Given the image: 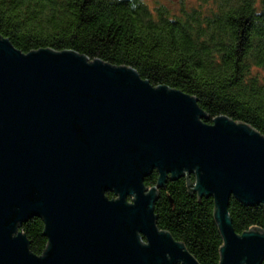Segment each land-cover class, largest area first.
Returning a JSON list of instances; mask_svg holds the SVG:
<instances>
[{"label": "water", "instance_id": "95a60500", "mask_svg": "<svg viewBox=\"0 0 264 264\" xmlns=\"http://www.w3.org/2000/svg\"><path fill=\"white\" fill-rule=\"evenodd\" d=\"M207 119L197 99L132 68L25 55L0 35V264H199L154 212L168 180L192 175V192L214 199L220 264H263L264 232L237 234L229 207H264V136ZM35 218L42 256L20 231Z\"/></svg>", "mask_w": 264, "mask_h": 264}, {"label": "trees", "instance_id": "16d2710c", "mask_svg": "<svg viewBox=\"0 0 264 264\" xmlns=\"http://www.w3.org/2000/svg\"><path fill=\"white\" fill-rule=\"evenodd\" d=\"M196 2L182 1L173 13L163 5L152 9L146 0H0V35L25 55L73 51L91 62L132 68L154 88L197 99L208 117L204 123L227 117L264 136V0ZM157 182L155 171L145 186ZM194 182L193 175L181 177L159 190L157 227L199 264H220L214 199L193 193ZM229 213L237 234L264 232L262 205L232 198ZM20 231L30 253L42 256L44 221L32 219Z\"/></svg>", "mask_w": 264, "mask_h": 264}, {"label": "rangeland", "instance_id": "374dc122", "mask_svg": "<svg viewBox=\"0 0 264 264\" xmlns=\"http://www.w3.org/2000/svg\"><path fill=\"white\" fill-rule=\"evenodd\" d=\"M149 4V6L154 9L157 6L163 5L167 8H169L173 13H179V5L182 1H185L187 4L195 5L198 4L196 0H146ZM208 8H205V11H207Z\"/></svg>", "mask_w": 264, "mask_h": 264}, {"label": "flooded vegetation", "instance_id": "af4514ba", "mask_svg": "<svg viewBox=\"0 0 264 264\" xmlns=\"http://www.w3.org/2000/svg\"><path fill=\"white\" fill-rule=\"evenodd\" d=\"M154 172H155V171H154ZM158 178H159V174H158ZM144 185H145V183H144ZM145 187H146V186H145ZM146 188H148V187H146ZM111 194H112V193H107V197H108V195H111ZM112 195H113V196H112L111 198L108 197L110 200L114 198V194H112ZM127 201H128V203H132L133 200H132L131 197H129ZM154 208H155V207H154Z\"/></svg>", "mask_w": 264, "mask_h": 264}]
</instances>
